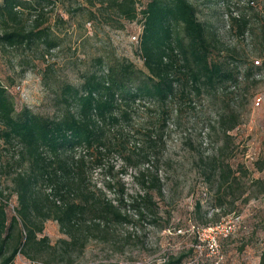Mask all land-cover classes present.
<instances>
[{
	"label": "trees",
	"instance_id": "obj_1",
	"mask_svg": "<svg viewBox=\"0 0 264 264\" xmlns=\"http://www.w3.org/2000/svg\"><path fill=\"white\" fill-rule=\"evenodd\" d=\"M76 1L0 0V50L24 51L43 45L48 53L59 42L54 24H45L44 5L61 11L56 14L61 23L73 12L88 9V26L98 17L108 25L139 23L142 68L120 59L105 73L85 74L79 86L61 82L49 115L28 107L17 110L7 87L0 84V179L10 184L9 193L0 190V264H14L17 255L29 260L42 257L48 262L68 259L72 250L84 247L92 231L104 233L107 222L126 221L127 216L120 212L126 205V193L121 179L113 176L111 152L121 150L122 165L116 173L122 175L127 167L148 162V150L154 151L162 142L169 112H178L179 103L192 107L193 97L211 95L228 82H237L234 68L214 59L218 34L199 19L196 0H84L83 6L70 8ZM26 15L29 19L24 22ZM227 18L229 31L241 38L249 35L256 54L264 57V11H253L247 3L243 11L229 12ZM261 69L264 59L258 66L251 62L243 78L247 80ZM142 103L150 105L146 108L150 116L134 133L126 125ZM217 123L221 134L230 138L227 133L238 124V118L233 112L219 114ZM130 139H134L131 147ZM225 166L214 165L219 171L217 189L230 177ZM90 169L104 173L103 188L114 193L117 204L103 192L88 189ZM134 178L143 191L127 205L141 217L143 209L153 207L150 193L159 191L161 184L150 170L139 171ZM11 195L16 206L9 213ZM47 220L57 223L65 239L50 243L43 235ZM174 263L181 264V257L164 264ZM258 264H264V249Z\"/></svg>",
	"mask_w": 264,
	"mask_h": 264
},
{
	"label": "rangeland",
	"instance_id": "obj_2",
	"mask_svg": "<svg viewBox=\"0 0 264 264\" xmlns=\"http://www.w3.org/2000/svg\"><path fill=\"white\" fill-rule=\"evenodd\" d=\"M247 3L253 11H264V0L195 1L199 19L218 34L214 59L234 68L237 82H228L211 95L193 97L192 107L179 103L178 112H169L155 153L148 150V162L127 167L122 175L116 173L122 165L121 150L111 152L113 176L121 179L126 193V205L120 212L127 220L107 222L104 233L92 231L84 247L72 250L68 259L48 262L42 257L29 260L17 255L14 264H164L180 257L181 264H258L264 249V69L247 80L243 72L251 62L256 66L255 60L260 65L264 57L256 54L249 35L238 37L227 25L229 12L239 13ZM83 4L84 0H77L70 8ZM44 11L45 24H54L57 48L48 53L43 45L24 51L0 50V84L7 87L17 110L28 107L52 114L58 84L65 81L79 86L85 74L105 73L116 60L125 59L142 68L138 43L131 40L139 23L108 25L98 17L88 26V9L73 12L61 23L56 20L59 9L45 4ZM61 16L67 18L64 13ZM147 107L148 103L136 107L127 130L135 133L137 125L146 123L150 116ZM230 112L237 116L238 124L228 131L230 138H225L217 121L219 114ZM133 140H129L130 147ZM214 162L230 169V177L220 189ZM143 170L155 172L161 185L159 191L150 193L153 207L143 209L138 217L127 204L143 191L134 178ZM104 179L102 171L90 169L86 185L117 204L114 193L103 188ZM41 186L48 192L45 184ZM1 189L9 193V182L0 179ZM15 206L16 198L11 195L8 212ZM43 235L51 244L65 239L52 220L45 221Z\"/></svg>",
	"mask_w": 264,
	"mask_h": 264
},
{
	"label": "built area",
	"instance_id": "obj_3",
	"mask_svg": "<svg viewBox=\"0 0 264 264\" xmlns=\"http://www.w3.org/2000/svg\"><path fill=\"white\" fill-rule=\"evenodd\" d=\"M139 32H140V29H139V31H138L137 34H134V35L131 36V40H132L133 42H136V43L138 42ZM254 63H255L256 65H258L259 61H258V60H255ZM259 103H260V98L258 97V98L256 99V101H255V104L258 105ZM212 229H215V228H211V230H212ZM212 238H214V236H212Z\"/></svg>",
	"mask_w": 264,
	"mask_h": 264
}]
</instances>
